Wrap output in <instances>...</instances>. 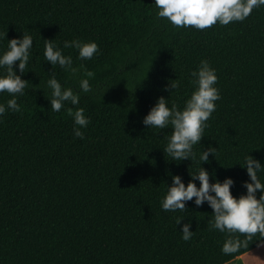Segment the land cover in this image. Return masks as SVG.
<instances>
[{"label":"trees","instance_id":"trees-1","mask_svg":"<svg viewBox=\"0 0 264 264\" xmlns=\"http://www.w3.org/2000/svg\"><path fill=\"white\" fill-rule=\"evenodd\" d=\"M157 13L155 0H0V56L8 40L33 39L26 72L13 66L29 81L15 97L21 110L0 115V264H224L264 242L257 235L225 255L226 239L246 237L211 229L207 202L188 201L185 211L161 205L174 175L186 186L203 167L210 183L232 178L239 198L251 182L246 157L264 165V6L205 30L176 27ZM44 39L79 71L46 61ZM72 40L99 51L81 60L63 47ZM202 60L215 69L220 99L193 146L195 159L176 161L164 152L171 125L149 128L143 119L160 97L182 109ZM85 70L95 74L88 93L79 87ZM53 73L79 94L78 105L51 109ZM172 80L180 86L171 89ZM12 98L0 93V104ZM70 107H82L90 121L83 139L73 135ZM209 147L215 155L202 162ZM257 175L264 183V169Z\"/></svg>","mask_w":264,"mask_h":264},{"label":"clouds","instance_id":"clouds-1","mask_svg":"<svg viewBox=\"0 0 264 264\" xmlns=\"http://www.w3.org/2000/svg\"><path fill=\"white\" fill-rule=\"evenodd\" d=\"M155 6L158 9L157 15L166 18L176 27L205 30L217 23L226 26L232 22L245 20L254 8L264 6V0H155ZM44 40L43 55L46 61L53 67L59 65L71 74L79 71V68L73 66L70 55H64L51 40ZM32 45V37L24 33L22 39L8 40V50L0 56V67L6 68V74L0 76V93L7 92L13 97L7 101L6 106L0 104V115L8 109L13 112L21 110L15 97L24 93L29 87V81L17 75L13 66L19 62L20 73L26 72ZM63 47L77 49L78 58L81 60H90L99 51L95 42L80 40L65 41ZM80 68H83V65H80ZM94 75L90 70L84 71L85 78L79 81V87L84 93L92 91L88 78ZM191 75L194 77L192 81L194 90L182 109L175 103L169 107L166 98L160 97L143 119V124L149 128L165 129L171 125L172 132L164 152L176 161L195 159L193 146L200 143L207 121L215 111V102L220 99V93L215 87L218 77L215 69L206 60H202L198 69ZM170 86L171 89H176L180 86V82L172 80ZM47 87L51 89L50 106L54 112H60L65 102H70L72 105L79 104V94L72 88H63L55 78V73L47 80ZM84 111L82 107L75 111L71 107L67 109V114L73 118L76 125L73 135L80 139L84 138L81 128L87 127L90 122ZM215 152L216 148L209 147L206 151H202L200 160L207 162L209 153L215 155ZM242 166L246 167L251 182H244L247 193L240 195L239 198L231 193L230 189L234 183L232 178H225L222 183L219 180L210 183V174L200 167L197 173L190 174L193 179L186 186L179 175L172 177V184L161 201L162 209L185 211L188 201L194 199L197 206L207 202L213 210V217L209 222L211 229L246 237L244 241L229 238L223 243L222 252L225 255L238 252L240 247L246 245L253 237L259 235L264 238V183H261L257 175L258 171L264 169V165L248 155ZM196 179L200 181L199 187L194 183ZM258 190L261 193L259 198L256 196ZM180 221L177 219V224H180ZM181 231L183 240L191 239L193 231H190L188 223L183 225Z\"/></svg>","mask_w":264,"mask_h":264},{"label":"crops","instance_id":"crops-1","mask_svg":"<svg viewBox=\"0 0 264 264\" xmlns=\"http://www.w3.org/2000/svg\"><path fill=\"white\" fill-rule=\"evenodd\" d=\"M224 264H264V242Z\"/></svg>","mask_w":264,"mask_h":264}]
</instances>
